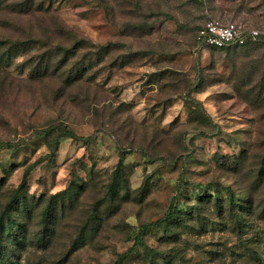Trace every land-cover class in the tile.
Here are the masks:
<instances>
[{"label":"rangeland","instance_id":"rangeland-1","mask_svg":"<svg viewBox=\"0 0 264 264\" xmlns=\"http://www.w3.org/2000/svg\"><path fill=\"white\" fill-rule=\"evenodd\" d=\"M208 19L264 0H0V264H264V38Z\"/></svg>","mask_w":264,"mask_h":264},{"label":"built area","instance_id":"built-area-1","mask_svg":"<svg viewBox=\"0 0 264 264\" xmlns=\"http://www.w3.org/2000/svg\"><path fill=\"white\" fill-rule=\"evenodd\" d=\"M264 35V28L248 26L236 21L208 19L197 31L196 40L201 46L225 48L234 44L243 45Z\"/></svg>","mask_w":264,"mask_h":264},{"label":"trees","instance_id":"trees-1","mask_svg":"<svg viewBox=\"0 0 264 264\" xmlns=\"http://www.w3.org/2000/svg\"><path fill=\"white\" fill-rule=\"evenodd\" d=\"M202 25H203V24H202ZM202 25H200V26L198 27L197 31L199 30V28H200ZM197 31H196V34H195V39H196ZM263 38H264V35H261V36H259L258 39H256V40H250V41H248L247 43H245V44H243V45L234 44V45H231V46H227V47H225V48H223V49H227V48L229 49V48H232V47L248 46V45H251V44H254V43L260 41V40L263 39ZM196 41H197V40H196ZM208 47H212V46H208ZM214 48H216V47H214ZM40 133L43 134V135H49V134L51 133V128L43 129ZM61 133H62V134H60V136H59L60 138H61V137H67V136H68V137H73V138H75V139H85V140H90V139L93 138L92 135H91V136H79V135L76 134L74 131H72V130H70V129H68V128H64L63 131H62ZM58 141H59V140H58ZM16 146H17V143H16V142H3V141H0V148H8V149H12V148H15ZM170 216H171V217H174V216H175V212H174V210L170 212L169 217H170ZM162 221H163L162 219H159L158 221H155V222H153V223H151V224H145V225L141 226V230H140V233H139V235H138V239H137V244L140 245V243H141V245H145L144 242H143V240H142V235L145 233V230L147 229V227H148L149 225H159Z\"/></svg>","mask_w":264,"mask_h":264},{"label":"crops","instance_id":"crops-1","mask_svg":"<svg viewBox=\"0 0 264 264\" xmlns=\"http://www.w3.org/2000/svg\"><path fill=\"white\" fill-rule=\"evenodd\" d=\"M249 26V25H248ZM253 27H255V26H253Z\"/></svg>","mask_w":264,"mask_h":264}]
</instances>
